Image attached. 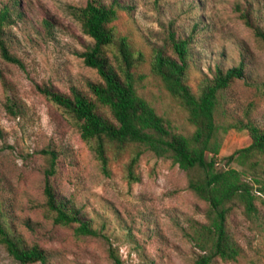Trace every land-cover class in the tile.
<instances>
[{"label": "rangeland", "instance_id": "rangeland-1", "mask_svg": "<svg viewBox=\"0 0 264 264\" xmlns=\"http://www.w3.org/2000/svg\"><path fill=\"white\" fill-rule=\"evenodd\" d=\"M13 1L18 9L6 36L20 64L0 57V204L8 220L26 244H37L49 254V264H114L110 246L122 264H193L197 250L189 234L196 223L206 221L207 203L189 190L186 172L147 152L135 171L139 181L127 180L129 154L113 160L110 176H105L77 126L40 92L53 87L70 94L77 88L90 96L87 83L101 80L79 57L92 41L71 14L87 0H0V8ZM104 1L119 3L114 27L145 57L139 94L179 131H192L187 115L150 71L154 50L172 54L166 45L169 32L191 38L188 83L193 91L203 75L210 76L216 66H237L244 53L247 78L226 90V108L239 118L253 105L252 119L264 127V93L247 85L264 81V42L243 19L248 13L264 32V0ZM13 96L22 109L18 117L6 110ZM250 142L246 131H228L216 169L241 171L238 164L227 167L224 160ZM49 151L57 154L56 173L50 177L54 191L90 219L103 237H77L75 225L53 224L44 196ZM256 194L260 218L249 219L236 206L227 220L242 256L215 264H264V194ZM0 264L19 263L0 245Z\"/></svg>", "mask_w": 264, "mask_h": 264}, {"label": "trees", "instance_id": "trees-1", "mask_svg": "<svg viewBox=\"0 0 264 264\" xmlns=\"http://www.w3.org/2000/svg\"><path fill=\"white\" fill-rule=\"evenodd\" d=\"M17 5L13 1L0 8V57L11 64H20L11 53L6 36L7 27L14 23ZM120 9L117 2L106 4L104 0H87L85 6L71 11L83 34L92 41L79 57L85 66L96 70L101 79L87 83L90 96L77 88H71L70 94L53 87L41 88L40 92L77 126L80 138L105 176H110L111 162L125 154H129L125 165L129 182L139 181L135 171L144 153L178 165L187 174L189 190L207 203L206 221L196 223L189 234L197 250L193 264H215L217 260L235 262L242 256V249L229 229V215L239 206L247 218H260L256 192L264 194V127L252 119L253 105H249L239 118L231 117L226 108V90L234 81L247 78L246 57L243 53L234 67L216 66L210 76L201 77L197 90L193 91L188 83L193 64L191 38H176L169 32L166 45L172 54L154 50L150 71L186 113L192 131L184 134L139 94L144 78L140 67L145 57L126 36L116 31L114 22L119 18ZM243 19L264 42V32L254 26L248 13ZM247 85L264 93V81ZM6 110L15 117L22 114L14 96L8 100ZM230 130L246 131L251 142L224 160L227 167L236 163L241 171L229 167L218 171L216 165L223 136ZM46 154L49 165L45 171V207L53 224L75 225L77 237H103L78 208L56 194L50 177L56 173L57 154L55 151ZM261 201L264 204V200ZM0 245L19 264H49V254L37 244H26L4 214L1 204ZM109 257L114 264H122L111 246Z\"/></svg>", "mask_w": 264, "mask_h": 264}]
</instances>
